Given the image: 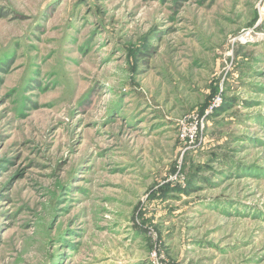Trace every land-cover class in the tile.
<instances>
[{
    "label": "rangeland",
    "instance_id": "rangeland-1",
    "mask_svg": "<svg viewBox=\"0 0 264 264\" xmlns=\"http://www.w3.org/2000/svg\"><path fill=\"white\" fill-rule=\"evenodd\" d=\"M0 264H264V0H0Z\"/></svg>",
    "mask_w": 264,
    "mask_h": 264
},
{
    "label": "built area",
    "instance_id": "built-area-1",
    "mask_svg": "<svg viewBox=\"0 0 264 264\" xmlns=\"http://www.w3.org/2000/svg\"><path fill=\"white\" fill-rule=\"evenodd\" d=\"M246 37L247 35L242 37L241 41H245L244 38ZM222 103L223 98L218 95L212 99L203 116H200L196 112L186 115L185 118L180 121L179 139L190 147L197 144L204 132L205 117L214 112Z\"/></svg>",
    "mask_w": 264,
    "mask_h": 264
}]
</instances>
